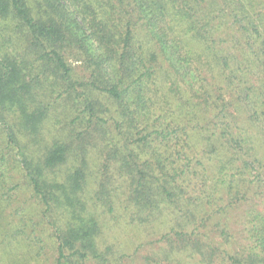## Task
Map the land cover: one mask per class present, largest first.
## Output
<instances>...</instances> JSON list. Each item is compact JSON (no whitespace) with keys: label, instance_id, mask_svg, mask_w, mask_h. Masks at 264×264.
I'll return each instance as SVG.
<instances>
[{"label":"trees","instance_id":"1","mask_svg":"<svg viewBox=\"0 0 264 264\" xmlns=\"http://www.w3.org/2000/svg\"><path fill=\"white\" fill-rule=\"evenodd\" d=\"M0 20V188L25 185L57 264L108 262L118 209L165 227L146 264H264V0H0Z\"/></svg>","mask_w":264,"mask_h":264},{"label":"rangeland","instance_id":"2","mask_svg":"<svg viewBox=\"0 0 264 264\" xmlns=\"http://www.w3.org/2000/svg\"><path fill=\"white\" fill-rule=\"evenodd\" d=\"M0 26L5 24L0 20ZM0 33V41L3 35ZM81 63H72L75 74L78 78H84L85 72ZM258 65V63H257ZM263 82V76H262ZM263 85V83H262ZM263 90V86L260 85ZM264 97V92L262 93ZM264 103V98L261 100ZM48 119L41 141L36 145L37 150L48 145L56 132L62 135L64 132L56 130L55 122L66 118L63 111L57 112ZM58 127L61 125H57ZM3 125L0 124V154L3 151L2 144ZM257 135V132L253 130ZM258 136V135H257ZM260 138L256 139V142ZM261 143L264 139L260 140ZM258 149V147H257ZM93 153L92 164L94 167L99 162L101 155ZM259 155L264 157V146L260 145ZM17 160L5 165V175H12L18 178ZM17 180V179H16ZM22 189L12 186L0 188V264H57L58 244L52 226L45 219L37 215L35 201L23 184ZM92 189H90L89 198ZM260 191V190H259ZM115 215H103L105 224L100 243L103 246L111 247V254L107 256L108 262L92 259L88 264H146V258H156L160 255L161 249L167 248L161 239L162 229L159 223L151 225H138L129 222V212L124 209L116 210ZM244 211L241 209L240 214ZM116 216H118L117 219ZM240 226V225H239ZM242 228V227H240ZM236 229H239L237 226ZM164 263V262H163Z\"/></svg>","mask_w":264,"mask_h":264}]
</instances>
